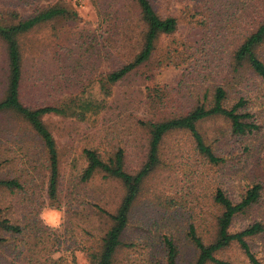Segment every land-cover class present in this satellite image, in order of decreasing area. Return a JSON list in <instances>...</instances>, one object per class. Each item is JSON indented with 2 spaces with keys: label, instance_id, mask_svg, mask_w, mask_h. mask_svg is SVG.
I'll return each mask as SVG.
<instances>
[{
  "label": "rangeland",
  "instance_id": "1",
  "mask_svg": "<svg viewBox=\"0 0 264 264\" xmlns=\"http://www.w3.org/2000/svg\"><path fill=\"white\" fill-rule=\"evenodd\" d=\"M163 16L179 19L176 32L161 35L152 58L113 85L102 89L107 74L131 58L136 38L123 54L104 48L108 37L100 27L98 8L92 0H0V22L11 13L28 15L39 6L62 3L78 11L75 20L56 18L19 37L27 76L22 91L26 103L70 104L67 115H48L45 122L54 134L60 155L58 200L48 195L49 171L41 141L27 124L12 114L0 115L1 153L10 158L0 169L1 178L17 177L25 189L0 190V219L25 227L16 238L0 229L7 242L0 246V264H92L89 253L99 249L112 219L100 208L115 213L125 195L123 183L98 171L81 179L87 166L85 148H95L108 160L119 149L126 154V168L140 169L146 160L149 131L142 122L158 121L192 108L198 93L216 83L229 91L226 105L240 97L259 128L234 134L223 116L201 120L198 129L218 164L201 154L187 130L169 132L161 144V162L145 180L130 223L122 236L115 264H167L165 237L175 240L179 264H194L197 250L188 237L195 225L206 241L215 237L219 212L214 202L218 188L239 201L254 183H262L260 199L238 214L231 229L264 226V77L247 63L234 70L236 49L264 19V0H155ZM14 19V18H13ZM93 42V45L91 44ZM112 46V43H110ZM264 61V43L257 48ZM7 60L0 41V98L5 94ZM94 109L82 113V102ZM6 150V151H5ZM45 207L60 209L64 222L52 230L39 220ZM264 264V230L248 238ZM218 258L232 264H251L237 243L219 251ZM214 264V263H208Z\"/></svg>",
  "mask_w": 264,
  "mask_h": 264
},
{
  "label": "trees",
  "instance_id": "2",
  "mask_svg": "<svg viewBox=\"0 0 264 264\" xmlns=\"http://www.w3.org/2000/svg\"><path fill=\"white\" fill-rule=\"evenodd\" d=\"M98 8L100 27L108 33L103 38L105 50L113 47L116 53H123V48L133 38V47L137 52L115 69L111 70L102 83V89L110 93L108 85H113L126 77L132 71L149 61L161 35H169L177 31L179 19L175 15L163 16L159 13L155 0H92ZM11 20L0 22V41L5 44L7 60V78L5 94L0 98V115L12 114L27 124L34 139L41 141L43 146L47 168L49 171L48 195L53 201L58 200L60 182V155L57 141L45 122L48 115H67L71 113L72 106L64 102L33 104L26 103L22 98V91L27 76L25 60L19 37L36 26L56 19L67 18L75 20L78 11L69 8L62 3L39 6L28 15L20 16L18 12L11 13ZM14 18V19H13ZM112 43V46L110 45ZM264 43V19L258 27L251 32L236 49L234 54L235 66L249 65L258 75L264 77V61L257 53V48ZM93 45V42H91ZM229 91L225 84L216 83L213 86L203 88L197 95L196 104L185 113H176L173 116L158 120L146 121L142 124L149 131V146L147 157L143 165L136 172H130L126 168V154L123 148H119L112 157L106 160L95 148H85L84 153L87 166L82 172L83 181L90 180L95 173L101 171L107 178L120 180L125 188V195L115 213L100 208L102 214L112 219V225L103 234L100 240V247L89 253L92 264H115V256L118 248L122 245V236L127 229L135 202L139 197L145 180L155 171L161 162V144L165 136L173 130H187L191 133L198 151L212 163H220L222 158L217 156L210 145L205 141L198 123L212 116H223L231 122L232 131L237 135H246L259 128L253 120L250 112L245 110L247 100L240 97L231 107L226 105ZM82 113L92 111L94 104L92 100L82 102ZM18 138L12 132L5 131L0 137ZM1 145V143H0ZM0 146V169L3 164L10 160L6 154L1 153ZM6 151V150H5ZM6 188L11 192L25 189V184L17 177L1 178L0 190ZM262 183L254 185L242 195L239 201H234L222 188H218L214 195V202L219 209L215 221V237L206 241L199 233L195 225H191L188 237L197 250V257L194 264H232L231 262L218 258L217 253L232 243H237L242 248L251 264H263L253 252L248 238L264 230L262 223H255L243 230L233 231L231 229L234 218L243 213L247 208L256 203L262 195ZM0 229L6 230L16 238L24 235L25 227L19 223L11 222L8 219H0ZM7 240L0 235V246ZM25 245L17 246L16 250L22 251ZM165 249L167 264H179V249L175 240L165 237ZM19 252V253H20ZM14 256L12 262L20 258L22 254Z\"/></svg>",
  "mask_w": 264,
  "mask_h": 264
},
{
  "label": "clouds",
  "instance_id": "3",
  "mask_svg": "<svg viewBox=\"0 0 264 264\" xmlns=\"http://www.w3.org/2000/svg\"><path fill=\"white\" fill-rule=\"evenodd\" d=\"M39 220L52 230H60L64 222V213L57 208L45 207L39 213Z\"/></svg>",
  "mask_w": 264,
  "mask_h": 264
}]
</instances>
